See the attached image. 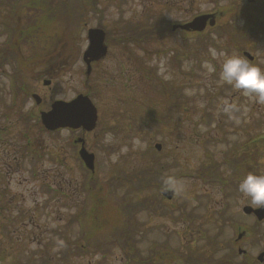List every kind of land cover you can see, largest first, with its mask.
<instances>
[{
    "label": "rangeland",
    "instance_id": "1",
    "mask_svg": "<svg viewBox=\"0 0 264 264\" xmlns=\"http://www.w3.org/2000/svg\"><path fill=\"white\" fill-rule=\"evenodd\" d=\"M40 1V0H39ZM85 0H77L78 5L80 7H83L86 11V18L87 21H90L91 24H96V15L90 13L89 5L84 2ZM117 1H125L124 8L118 12L116 9L118 2ZM180 2V5L175 9L172 8H163L160 7L159 10L163 12V16L165 20H167L170 23V26L172 23H179L182 20H186L188 16V5L186 4V0H178ZM242 0H222L219 6L220 10H224L227 13V17L224 19H221L220 22L226 23L229 22V25H234L237 23L239 19V25L238 29H243L245 27V21L243 18H236L235 14L241 8L244 6L241 3ZM240 2V3H239ZM143 1L142 0H98L97 4L99 6H103V17L105 20H110V18H130L136 21L137 19H140L143 17ZM103 4V5H102ZM146 4V3H145ZM246 7H249L246 5ZM217 5L213 2V0H197V2L194 5L195 12L194 15H196L199 12H208V11H215L217 9ZM245 8V7H244ZM102 9V7H101ZM114 10V11H112ZM228 10V11H227ZM48 8H44L43 12L45 14L48 13ZM186 12V13H185ZM232 13H234L232 15ZM92 16V19H91ZM62 19H64L62 16H60ZM54 19L50 18L46 20V22H49V26L47 27V35L46 38H49L46 41V44L44 43L45 47L43 49L48 50L51 54L48 52L45 53V51L42 49L40 51L41 55L44 56V61L47 64H50L53 60V55H56V52L59 48L64 49H70L71 47H79L78 46V40L77 35L74 36V32H70L69 30L64 31L62 26H58L56 28V25L52 20H56L58 22L65 21L68 19ZM54 25V29H52V25ZM82 31V28H81ZM219 30L215 31L214 33L210 32V35L208 37H195L190 40L193 44V49H203L205 55L212 57V52L210 50H214L216 55L213 56L214 58H218V66L220 68L223 59L227 56V54L220 53L219 50L221 49H229L233 50L236 49L234 44L237 46L238 41L240 40L241 36H233L232 42L227 41L224 39V41L221 40L220 37H218ZM250 29L247 30L248 37L253 36L255 34L249 33ZM177 34L180 35L178 32ZM85 35V32H83V37ZM177 37L178 40L183 39L182 36ZM57 39V42L63 41L62 44H57L55 40ZM66 39V40H65ZM168 40L169 37H167ZM70 40V41H69ZM71 42V43H70ZM250 40L248 39L247 42V49H251V45L249 48ZM72 44V45H71ZM82 47H85V43ZM63 45V46H62ZM57 47V48H53ZM166 49L169 48V43L165 46ZM38 49V48H37ZM206 50H208L206 52ZM256 54H262L264 53V40L260 37V40L255 41V46L252 48ZM203 54L200 53V55L197 53H194L193 56V66L191 71H188L187 69V63L186 61L183 62V65L180 68L173 67L170 62V51L169 52H161V57H158L156 60L155 56L152 57V61L150 62L152 65L156 67V70L158 72V75L162 77L163 79L167 80L168 83L172 80H176L178 82V92L180 95L185 98H180L179 100L185 102L188 106H192L191 103L194 102V108H192V114L195 115L193 118L196 120L200 119L199 112L201 111V94L204 96V89L201 88V86L204 85V83L207 81V77L210 75V84L212 82H216V80L219 78V72L216 69V66L208 62L207 57L203 56ZM200 56V57H199ZM220 56V58H219ZM229 56V55H228ZM260 56V55H259ZM199 59H198V58ZM206 58V59H205ZM261 58V57H260ZM202 59V60H200ZM201 61L202 64L199 65L198 61ZM264 59H260L258 63L263 62ZM126 64V63H125ZM264 65V63H263ZM84 66V63L81 61L76 63L72 67L71 70L66 71V74L63 76H60L56 73H49L46 77L48 79H53L52 87L55 90H58V94L55 96H60L65 99H70L74 97L79 92H86V86H85V76L83 75L82 68ZM43 66H40V70ZM194 68V69H193ZM98 71L101 72L104 70L105 73L100 74V81L99 84H102L103 82H108V78L112 80V82H115L113 84V87L111 84L108 85L107 89L103 92V96L97 98L98 104L101 105L103 111L107 110V115L104 118L103 123H100V125L97 127V137L92 139L90 136L89 144L88 146L90 148H94L97 159H98V165H99V181L106 180L112 176V173L114 172L113 167L115 166L117 162L120 161H128L130 163V167H137L139 164H153V163H164V164H173V161H176L178 165L176 166V169L174 167L170 168V173L179 174L181 172H188L191 170L190 164H195V161H198L199 156L202 152V146L194 145L193 143H186L183 141L182 138L174 137L169 133V129L172 128V125H168V123H165V120L162 118V121L159 120L160 114H168V107H165L166 100L164 98V95L160 92L161 89L158 87L156 88L155 85H151L150 83H147L146 87L144 89L138 88L141 86V82L143 79L146 81L148 80V76L145 73H139L135 80H133L131 83H135V88L132 89L131 93L134 95H131L129 89L124 88L121 86L122 79L120 78V73L117 71L116 64L114 62L113 55L110 57L106 62L102 63L101 66L97 67ZM213 69V70H210ZM132 74H136V72L130 71ZM215 74L212 75V74ZM43 72H39L35 70L30 75L28 74V78H26V82H28L31 86H34L37 88L38 86H43V82L41 80V76L43 75ZM126 74V73H125ZM41 77V78H40ZM43 78V79H44ZM126 79V78H125ZM40 81V82H39ZM8 80L0 76V92L3 90L4 93L8 94ZM137 85V88H136ZM205 87V85H204ZM3 88V89H2ZM210 92V90L207 88V94ZM52 93L48 96H44V99L46 101V108L49 107ZM189 96L193 98L194 101L186 102V100L189 99ZM125 97V110L123 109L124 105L122 106V112L117 107L119 106V103H117L119 100L118 98ZM184 106V105H183ZM182 105L178 107L179 114L186 115L190 112V110L184 109ZM186 108V106H184ZM149 111H154L155 114L157 113V117L150 116ZM106 113V112H105ZM173 114V112H172ZM124 117L125 125L122 126L119 124L120 116ZM29 123V126L36 127L37 122L36 119L29 120V122H22L19 123L17 120H13L12 126H16L14 128L21 129L25 128ZM187 123H185L186 125ZM114 125H120L122 127V130L119 132L116 131L117 126ZM201 127H199L200 129ZM16 129H14L16 132H18ZM39 129V128H38ZM34 129L33 134L35 133V137L40 141L43 138L42 133L37 132ZM125 129V130H124ZM24 130V129H23ZM261 128L259 127V131ZM130 131V133L127 135L126 133ZM95 132V133H96ZM68 134V132H66ZM106 134H110V139L108 142H105V136ZM198 136H195L197 138ZM44 138L47 140V143L50 145V152L54 153L57 152V146H58V137H46ZM162 143L163 148L161 151L155 150V144ZM178 143L180 145L179 148H176L175 145ZM66 149H69L66 147ZM177 149V152L176 150ZM176 154L174 155V151ZM144 152V157L142 156ZM47 153V151H46ZM70 160H73V158H68ZM201 159V158H200ZM153 162V163H152ZM55 164L54 160L52 158L46 162L44 165L42 163L36 164V161L32 160L29 162H24V164H21L14 168V171L11 173V176H6V183L7 184H1V186H4L7 188V190H2L3 192H12L17 194L19 197L17 206L20 209L26 208V205L28 204L29 208H33L34 212H36L37 222L38 224L41 223L43 226L40 230L41 232H38L36 227H32L29 231V233L34 234H42L47 237V242L49 241L50 249L49 252L51 255H56L58 258L59 254L63 251L66 254L67 249H62L61 246L63 245V239L65 240L64 246H66L67 239L69 235L72 237L77 236L78 227L70 226L69 228L63 229V227L59 226V207L58 203L54 199H49V197L55 196L58 198L57 193H59L58 187L53 184L49 183L46 179L55 177L58 179L56 170H52L51 167H53ZM43 165V166H42ZM71 169L67 170L68 176L73 178L74 180H81L82 174L81 170L78 164H70ZM67 166V164H66ZM68 167V166H67ZM130 167L128 169H125V174H131ZM32 169V171L30 170ZM24 170V171H23ZM31 171V173H30ZM125 176V175H124ZM5 178L4 176L2 179ZM50 181L52 179H49ZM174 188L177 189L181 195L179 198L183 197L182 194L185 192H189L192 188L191 181L189 178L181 176L178 180L173 182ZM201 185V184H200ZM197 186L196 191L201 192L200 188L201 186ZM117 191L119 194H123L125 192V185L120 188H117ZM151 192V189L149 190ZM108 195V200L116 202L110 193L107 191H103ZM103 193V194H104ZM103 194L101 195L103 198ZM126 196V195H125ZM27 199V200H26ZM102 199L99 200V202ZM182 200V199H181ZM4 203V202H3ZM133 203H136L133 201ZM188 207L191 206V202L188 201ZM51 205V207H50ZM81 207L86 206V201L82 202ZM102 207V206H101ZM70 208V207H69ZM73 208V207H71ZM103 208V207H102ZM49 211V212H48ZM100 211H103L100 209ZM102 214V212H101ZM138 213H136L133 222L138 221ZM142 218L146 221L149 218V215L144 213L142 215ZM159 221H156L155 224H158ZM168 225H165V231H171L170 235L172 238L173 244L178 243V236L174 234V228L177 227L176 225L172 226L170 222L165 221ZM58 227V230L56 228ZM60 228L62 229L61 232L59 231ZM182 224H179V229H182ZM208 233L210 236L216 235L218 231V225L215 221V223H210L208 225ZM178 229V227H177ZM43 231V232H42ZM47 232V233H46ZM162 232V231H161ZM54 233V234H53ZM163 233V232H162ZM164 234V233H163ZM7 237H10V235H7ZM13 238V237H12ZM50 238V240H48ZM154 239H163V235L160 234L158 231H152L150 232L148 241L151 242ZM11 244H5L3 241H0V252L6 251V256L2 260L5 264H30L32 262L33 264H41V255H42V243L39 240H31L24 244H12V241H15L14 238L11 239ZM199 244H203V240H200L198 242ZM13 245H16V248L13 247ZM145 247H147L148 244H143ZM210 249H213L215 245H212L211 243L207 244ZM191 249V247H188ZM116 254L120 255V250H116ZM215 255H217L216 249H214L213 252ZM2 262L0 264H2Z\"/></svg>",
    "mask_w": 264,
    "mask_h": 264
},
{
    "label": "flooded vegetation",
    "instance_id": "2",
    "mask_svg": "<svg viewBox=\"0 0 264 264\" xmlns=\"http://www.w3.org/2000/svg\"><path fill=\"white\" fill-rule=\"evenodd\" d=\"M250 1V0H249ZM197 0H187L188 5V22L193 20L194 5ZM253 4H260V7H264V0H252ZM1 5V3H0ZM1 7V6H0ZM254 13H256L254 11ZM3 12L0 10V74L5 72L16 71H31L36 69L39 72L48 71L49 64L43 59L44 56L41 53L33 54V50H17L16 29L17 26L15 20L8 16H2ZM209 14V13H208ZM30 20V18H28ZM120 20V19H118ZM116 20V21H118ZM210 21V19L208 20ZM107 22V31L111 39V45L117 47V52L125 57V24L115 22L114 18L110 20H104ZM261 24V21L258 22ZM209 24V23H208ZM97 25H99L97 23ZM262 25V24H261ZM180 25H175L174 35L170 36L171 49L173 52L178 51L177 33L180 29L184 31ZM259 25L256 24V27ZM208 25L206 26L207 30ZM104 28V27H103ZM23 30V28H21ZM26 36H31L32 25L26 27ZM188 37L192 36L193 31L189 28L186 29ZM258 34L255 40L259 37L264 40V27L257 28ZM29 45H33L32 41L28 39ZM24 42H22V45ZM190 48H188V41L186 42V55L185 59L187 63V69L193 66L192 55H188ZM46 52L48 50L43 49ZM224 54L226 53L222 50ZM239 56L248 59L250 63L257 64L264 67L263 62L258 63L262 58L264 59V53L254 56L250 59L245 55V51H237ZM34 57L36 61L34 62ZM191 57V58H190ZM261 57V58H260ZM60 70L64 68L65 59L64 55L58 56ZM103 61L96 60L93 62V66ZM128 60H121L119 62L125 63ZM35 63V64H34ZM40 66H43L40 70ZM173 67L178 68V64L173 63ZM212 75L215 76L213 73ZM210 75L207 77L205 87L210 90V86L213 88L208 94L202 96V108H201V140L203 144V188L202 194L191 193L190 196L193 199L203 201L201 203L200 215L204 216V222H210V217H219L222 223H225L222 230L218 234V247H219V264H264V219L260 220L256 213L251 212L246 214L245 207L251 209H258L252 205L248 200H245L238 192V185L240 181L249 173L264 174V164H257L258 149L264 151V103L258 102L254 96L243 95L240 91L233 89L230 85L223 83L219 78L217 83L212 82L210 84ZM40 82V81H39ZM28 90H25L22 86L17 92L20 95L17 99L13 96L6 97L0 96V116L6 121H11L12 117L20 114L24 119H32L35 111L38 115L46 109V101L44 96L51 94L54 100L55 95L58 94V90L53 89V85L38 86L35 88L28 82L25 84ZM34 87V88H33ZM30 89V90H29ZM29 93V96H28ZM39 95L37 99L34 95ZM59 98H62L58 96ZM34 101V103L32 102ZM52 100V101H53ZM190 112L187 114L186 119L187 128L180 130V133L187 134L188 131L195 129L196 125L192 123V108L188 107ZM35 110V111H34ZM174 127L172 129L173 134L179 133V125H181L180 119L176 118ZM259 127L261 130L259 131ZM42 133V140H38L35 137V133L30 129L24 135L26 137V143L28 145H20L21 138L17 137V132H13L9 127L2 128L0 126V167H3L5 174L11 176L14 168L18 165L24 164L30 160V147L32 144L36 146L35 154L38 160H42V164H45L50 160V145L44 138L42 130H36ZM68 131V134L66 133ZM82 130L72 129H59L54 131V134L58 137L57 152L55 153V159L58 164V178L59 188L61 190V198L75 197L76 194H72V185L74 179L68 176L67 166L71 168L70 164H84L80 157L81 143H77V137L81 135ZM83 134V132H82ZM85 136V135H84ZM46 137H49L48 135ZM86 139H88L85 136ZM86 140V145H87ZM29 147V148H28ZM68 147L69 149H66ZM71 147L73 151H71ZM47 151V153H46ZM93 151V150H89ZM58 153V155H57ZM68 158H73L70 160ZM67 164V166H66ZM259 168L261 171H259ZM18 197L15 193L7 195L8 201L16 200ZM14 205V204H13ZM33 208H27L21 210L13 208L9 210L16 211L27 217V220L33 221L34 216ZM5 212L0 209V214ZM7 212V211H6ZM23 212V213H22ZM239 215L244 216V223L233 225V231L227 232L226 227H229L230 221H235L231 217H237ZM188 228V226L186 225ZM164 257V256H162ZM159 257V261L166 264L167 261H174L170 264H192L190 258L179 257L173 259H164ZM87 261V264H113V257H94V258H63L61 261H69L70 263L77 264V261ZM123 264H125V258H122ZM168 264V263H167Z\"/></svg>",
    "mask_w": 264,
    "mask_h": 264
},
{
    "label": "clouds",
    "instance_id": "3",
    "mask_svg": "<svg viewBox=\"0 0 264 264\" xmlns=\"http://www.w3.org/2000/svg\"><path fill=\"white\" fill-rule=\"evenodd\" d=\"M210 51L213 56L216 55L214 50ZM219 79L243 95L254 96L258 102L264 103V67L233 54L223 59ZM109 139L110 134H106L105 142ZM164 183L167 187H174L171 178L166 179ZM238 192L252 205L264 207V174L249 172L240 181Z\"/></svg>",
    "mask_w": 264,
    "mask_h": 264
},
{
    "label": "water",
    "instance_id": "4",
    "mask_svg": "<svg viewBox=\"0 0 264 264\" xmlns=\"http://www.w3.org/2000/svg\"><path fill=\"white\" fill-rule=\"evenodd\" d=\"M89 38L92 43H90L86 53L87 57L94 58L101 53H106L107 48L104 46V33L102 30H90ZM43 121L46 127L50 129L61 126H73L75 128L83 126L88 130H92L97 125V111L91 99L81 94L71 102L56 101L52 110L43 113ZM82 155L87 165L94 168V157L90 156L84 149ZM167 192L165 191V194L170 196L171 192Z\"/></svg>",
    "mask_w": 264,
    "mask_h": 264
},
{
    "label": "trees",
    "instance_id": "5",
    "mask_svg": "<svg viewBox=\"0 0 264 264\" xmlns=\"http://www.w3.org/2000/svg\"><path fill=\"white\" fill-rule=\"evenodd\" d=\"M46 1L50 3L47 5V8L49 10L47 14L50 15V18L62 19L61 17H58L61 15L64 19H68V20L61 21V22L52 20L54 24L56 25V28H58V26L60 25L62 26L64 31L67 32V30H69L71 33L74 32V36L77 35V40H79V28L81 27V24L84 20L83 17H85V14L77 12V10H83L81 7L77 8V6L73 5V3L77 0H46ZM57 8H61L62 10H64V12L62 14H58V13L55 14L54 12L56 11ZM52 27H53L52 29H54L55 26L52 25ZM145 31L146 33H150V30L148 29H146ZM153 34H154V31L152 32V35ZM55 42H57V39L55 40ZM74 50H75V47H71L70 49H66L65 53L67 52V55H70L72 54ZM73 54H76V53H73ZM73 56L74 55H71L70 58H73Z\"/></svg>",
    "mask_w": 264,
    "mask_h": 264
},
{
    "label": "bare ground",
    "instance_id": "6",
    "mask_svg": "<svg viewBox=\"0 0 264 264\" xmlns=\"http://www.w3.org/2000/svg\"><path fill=\"white\" fill-rule=\"evenodd\" d=\"M51 63H52V65L54 66V68H55L56 70H60L61 66L58 65L57 62H55L54 60H52ZM53 66H52V67H53Z\"/></svg>",
    "mask_w": 264,
    "mask_h": 264
}]
</instances>
